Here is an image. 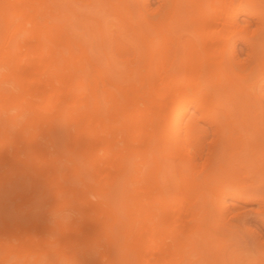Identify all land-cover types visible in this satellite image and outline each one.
<instances>
[{
    "label": "bare ground",
    "instance_id": "1",
    "mask_svg": "<svg viewBox=\"0 0 264 264\" xmlns=\"http://www.w3.org/2000/svg\"><path fill=\"white\" fill-rule=\"evenodd\" d=\"M157 3L0 0V264H203L228 197L264 221V0Z\"/></svg>",
    "mask_w": 264,
    "mask_h": 264
},
{
    "label": "rangeland",
    "instance_id": "2",
    "mask_svg": "<svg viewBox=\"0 0 264 264\" xmlns=\"http://www.w3.org/2000/svg\"><path fill=\"white\" fill-rule=\"evenodd\" d=\"M157 2L158 0H149L150 7H157ZM109 20L108 22H112L111 19ZM79 30L83 29L79 28ZM237 46L243 45L240 42ZM250 108L253 113L264 111V97L261 100H254ZM227 204L231 206L234 216L230 222L219 219V225L211 229L209 241L204 245L206 259L201 261L203 264H211L215 257L217 264H251L249 262L253 259L257 260V254L261 252V243L264 241V221L254 213L258 203L228 197Z\"/></svg>",
    "mask_w": 264,
    "mask_h": 264
},
{
    "label": "clouds",
    "instance_id": "3",
    "mask_svg": "<svg viewBox=\"0 0 264 264\" xmlns=\"http://www.w3.org/2000/svg\"><path fill=\"white\" fill-rule=\"evenodd\" d=\"M0 71H3V69H0Z\"/></svg>",
    "mask_w": 264,
    "mask_h": 264
}]
</instances>
